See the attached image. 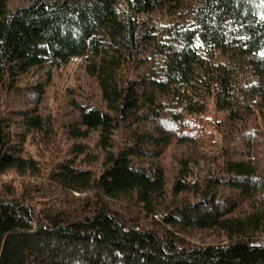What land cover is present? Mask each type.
<instances>
[{"label":"trees","instance_id":"16d2710c","mask_svg":"<svg viewBox=\"0 0 264 264\" xmlns=\"http://www.w3.org/2000/svg\"><path fill=\"white\" fill-rule=\"evenodd\" d=\"M23 1L0 0V264H264V0ZM74 59L104 109L42 102Z\"/></svg>","mask_w":264,"mask_h":264},{"label":"rangeland","instance_id":"374dc122","mask_svg":"<svg viewBox=\"0 0 264 264\" xmlns=\"http://www.w3.org/2000/svg\"><path fill=\"white\" fill-rule=\"evenodd\" d=\"M193 2L194 0H182L175 3V14L188 19L190 16L189 8H191V3ZM22 3H24L23 0H9L11 6ZM235 66L237 70L242 68L240 62ZM43 89L44 95L42 102L48 103V107L52 109L58 108V110L60 109L61 111L65 110L64 108H67L65 102L72 99L104 109V102L100 97L99 90L94 80L84 73L82 64L77 59L56 69L49 82L43 85ZM32 148L33 147L30 146V149ZM205 239H210V237H206ZM190 240L194 244L202 243V240L198 236L190 237Z\"/></svg>","mask_w":264,"mask_h":264}]
</instances>
